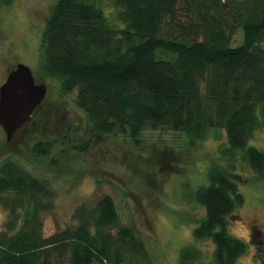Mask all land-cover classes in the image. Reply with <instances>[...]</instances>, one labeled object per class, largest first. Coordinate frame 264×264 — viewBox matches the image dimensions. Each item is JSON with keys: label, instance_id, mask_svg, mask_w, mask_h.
Wrapping results in <instances>:
<instances>
[{"label": "trees", "instance_id": "obj_1", "mask_svg": "<svg viewBox=\"0 0 264 264\" xmlns=\"http://www.w3.org/2000/svg\"><path fill=\"white\" fill-rule=\"evenodd\" d=\"M12 1L0 0V10ZM111 1L121 28L102 0H58L41 36L44 69L62 94L76 95L93 142L122 134L138 144L145 130L168 128L194 147L223 129L225 155H241L263 177L264 152L249 143L264 128V0ZM53 142L36 141L34 154L50 157ZM207 178L192 198L204 211L192 229L196 241L212 242V258L193 244L178 264H237L249 247L229 224L245 196L224 171L211 167ZM54 197L17 159L0 165L8 211L0 264H152L111 196L80 210L76 226L45 237L42 218Z\"/></svg>", "mask_w": 264, "mask_h": 264}, {"label": "rangeland", "instance_id": "obj_2", "mask_svg": "<svg viewBox=\"0 0 264 264\" xmlns=\"http://www.w3.org/2000/svg\"><path fill=\"white\" fill-rule=\"evenodd\" d=\"M57 1L13 0L0 10V87L19 64L31 69L37 84L47 86L43 106L11 142L0 126V165L13 157L54 190L53 209L42 218L43 235L76 226L80 210L111 196L122 221L135 227L146 243L152 264H178L181 250L193 244L212 258V242L193 237L192 227L204 211L192 198L199 186L208 183L207 173L214 167L236 179L245 196L229 224V233L249 247L237 264H257L253 244L259 238L251 234L264 229V175L260 177L241 155L236 159L225 155L223 129L194 147L183 134L168 128L145 130L138 144L122 134L104 135L101 142H93L76 95L62 94L60 82L44 69L41 36ZM102 3L121 28L112 1ZM38 140L54 141L50 157L34 154ZM74 146L87 148L78 151ZM249 146L264 152V128L255 132ZM7 220L8 211L0 204V234ZM259 254L263 261L264 249Z\"/></svg>", "mask_w": 264, "mask_h": 264}, {"label": "water", "instance_id": "obj_3", "mask_svg": "<svg viewBox=\"0 0 264 264\" xmlns=\"http://www.w3.org/2000/svg\"><path fill=\"white\" fill-rule=\"evenodd\" d=\"M47 96V86L37 84L31 69L17 65L0 87V126L11 142L17 132L31 122Z\"/></svg>", "mask_w": 264, "mask_h": 264}, {"label": "flooded vegetation", "instance_id": "obj_4", "mask_svg": "<svg viewBox=\"0 0 264 264\" xmlns=\"http://www.w3.org/2000/svg\"><path fill=\"white\" fill-rule=\"evenodd\" d=\"M251 236H252V234H251ZM255 237H257L259 239L255 240V243L253 244L254 250H255L254 259L257 262V264H264V260L261 261V259L259 257V255H260L259 251L264 249V229L258 230L255 233Z\"/></svg>", "mask_w": 264, "mask_h": 264}]
</instances>
